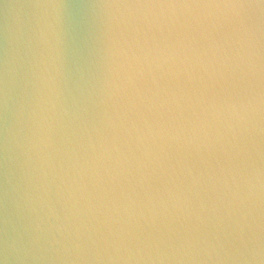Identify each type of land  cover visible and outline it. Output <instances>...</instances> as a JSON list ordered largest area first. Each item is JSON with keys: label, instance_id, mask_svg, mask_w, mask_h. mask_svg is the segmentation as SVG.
Instances as JSON below:
<instances>
[{"label": "water", "instance_id": "1", "mask_svg": "<svg viewBox=\"0 0 264 264\" xmlns=\"http://www.w3.org/2000/svg\"><path fill=\"white\" fill-rule=\"evenodd\" d=\"M125 2L0 0V264H160L161 255L163 264H264L258 100L235 112L236 101H220L203 128L180 129L218 153L239 142L212 183L186 191L176 165L168 191H141L154 168L145 154L162 139L136 115L147 66L133 27L171 12L117 6Z\"/></svg>", "mask_w": 264, "mask_h": 264}, {"label": "snow or ice", "instance_id": "2", "mask_svg": "<svg viewBox=\"0 0 264 264\" xmlns=\"http://www.w3.org/2000/svg\"><path fill=\"white\" fill-rule=\"evenodd\" d=\"M117 6L171 12L170 17H145L133 27L142 38L147 66L140 86L135 88L143 106L136 115L149 133L162 139L158 152L145 154L154 168L151 173L141 174V191L149 199L161 187L168 191L166 181L178 179L176 165H182L191 180L186 191L204 187L205 177L207 183H212L216 170L223 171L224 164L242 151L239 142L234 136L229 148L221 147L218 153L214 143L181 138L179 131L189 125L193 131L197 126L203 128L202 117L220 101H236L228 105L235 112L237 107L255 110L254 102L258 100L264 121V0H129ZM210 10H218V14ZM261 133L264 138V127ZM143 135H137V143H143ZM128 188L137 194L132 183ZM200 206L204 208L203 203ZM136 227L144 231L143 225ZM95 259L104 257L98 255ZM106 259L141 261L145 257L109 255ZM157 259L163 264L169 257L161 255Z\"/></svg>", "mask_w": 264, "mask_h": 264}]
</instances>
